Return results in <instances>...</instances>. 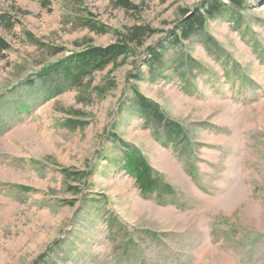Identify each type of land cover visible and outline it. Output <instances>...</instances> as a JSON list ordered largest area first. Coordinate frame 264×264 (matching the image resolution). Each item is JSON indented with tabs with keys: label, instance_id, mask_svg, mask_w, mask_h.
<instances>
[{
	"label": "rangeland",
	"instance_id": "obj_1",
	"mask_svg": "<svg viewBox=\"0 0 264 264\" xmlns=\"http://www.w3.org/2000/svg\"><path fill=\"white\" fill-rule=\"evenodd\" d=\"M130 1L135 12L116 0H0L12 24L0 20L9 44L0 52V264H264V0H246L241 23L214 19L183 42L199 71L171 63L180 44L158 64L163 75L142 65L140 49L96 72L84 102L78 89L29 95H43V67L115 43L109 28L168 30L179 8L203 0ZM104 79L115 87L91 98ZM135 89L180 135L147 125ZM122 143L138 147L172 189L144 196L121 169Z\"/></svg>",
	"mask_w": 264,
	"mask_h": 264
},
{
	"label": "trees",
	"instance_id": "obj_2",
	"mask_svg": "<svg viewBox=\"0 0 264 264\" xmlns=\"http://www.w3.org/2000/svg\"><path fill=\"white\" fill-rule=\"evenodd\" d=\"M49 1L39 0L44 7H48ZM226 3H229V5ZM116 5L122 7L127 12H135L138 9V6L130 0H116ZM246 5V0H203L195 8H179V17L174 26L168 30L153 28L146 24H134L126 28L125 32L109 28L116 35L117 40L115 43L108 46H89L66 55L46 68L43 67L39 75L36 76L40 80L38 91L42 92L43 95L40 96L34 91L29 92V95L46 100L53 98L66 89H78L77 101L84 102L87 91L86 86L92 87V80L96 72L104 71L109 66H112V69H116L130 58H136L137 50L139 51L140 49H143L145 55L141 59L142 65L147 66L152 73L157 72L158 75H163L165 70H156L158 64H162L163 68L166 63H170L164 61L165 53L171 47L180 44L181 49L178 51L177 56L171 60V63L173 65L183 63L190 69L196 68L199 71L201 68L200 62L192 58L188 53H185L183 42L189 41L195 36H200L207 28L209 21L214 19H234L238 23H241L240 13L245 11ZM10 19L7 14L0 16V20L9 29L12 28ZM86 23L93 31L104 33L108 30L104 25L95 21L90 22L88 20ZM159 32L163 33V38L149 45L146 44L147 39ZM213 40L210 36L206 39L210 45L209 47H212ZM34 44L38 43L34 42ZM8 48V42L0 36V52ZM175 48L177 49V47ZM177 75L178 78L185 79L184 83H187L188 80L185 73H177ZM135 77L138 80L142 79L140 72ZM35 79L33 78L30 85L35 84L37 81ZM102 82L107 83V85L93 86L91 93H89L91 98L93 94L102 97L115 87L113 80L104 79ZM186 89L188 91H195L196 87L187 86ZM135 92L140 101L139 112L145 117L147 125L154 122L166 124L167 137L171 138L180 135L182 128L178 123L172 121L165 112L159 109L157 104L151 103L137 89H135ZM121 145L123 149L122 161L119 162L121 169L135 179L144 196L150 197L156 195L158 190L166 189V186L168 189H172L170 185L164 184L163 176L154 170L138 147L123 143ZM63 171L67 175V170L64 169ZM81 175H83V172ZM80 178L81 176L77 179ZM85 178L87 179L88 176L85 175L83 179Z\"/></svg>",
	"mask_w": 264,
	"mask_h": 264
}]
</instances>
